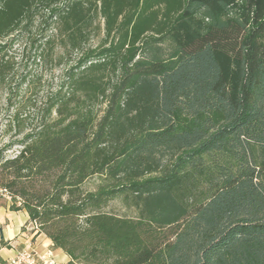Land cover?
<instances>
[{
  "label": "trees",
  "instance_id": "obj_1",
  "mask_svg": "<svg viewBox=\"0 0 264 264\" xmlns=\"http://www.w3.org/2000/svg\"><path fill=\"white\" fill-rule=\"evenodd\" d=\"M38 16L104 37L0 147L9 210L68 264H264V0H0V84Z\"/></svg>",
  "mask_w": 264,
  "mask_h": 264
},
{
  "label": "rangeland",
  "instance_id": "obj_2",
  "mask_svg": "<svg viewBox=\"0 0 264 264\" xmlns=\"http://www.w3.org/2000/svg\"><path fill=\"white\" fill-rule=\"evenodd\" d=\"M45 18L38 16L30 33L18 36L7 53L10 71L0 84V147L21 140L14 129L17 122L24 121L26 126L35 124L52 96L65 92L66 74L76 68L88 49L103 40V21L98 19L88 39L79 48L67 50L55 21L48 27L43 24ZM100 184L101 178L93 177L84 188L93 191ZM103 211L118 217L137 218L135 209L122 198L109 202Z\"/></svg>",
  "mask_w": 264,
  "mask_h": 264
},
{
  "label": "crops",
  "instance_id": "obj_3",
  "mask_svg": "<svg viewBox=\"0 0 264 264\" xmlns=\"http://www.w3.org/2000/svg\"><path fill=\"white\" fill-rule=\"evenodd\" d=\"M34 254V264H68L69 258L39 234L25 212H11L9 199L0 192V264H7L16 254Z\"/></svg>",
  "mask_w": 264,
  "mask_h": 264
},
{
  "label": "built area",
  "instance_id": "obj_4",
  "mask_svg": "<svg viewBox=\"0 0 264 264\" xmlns=\"http://www.w3.org/2000/svg\"><path fill=\"white\" fill-rule=\"evenodd\" d=\"M7 264H34V254L30 252L16 254Z\"/></svg>",
  "mask_w": 264,
  "mask_h": 264
}]
</instances>
